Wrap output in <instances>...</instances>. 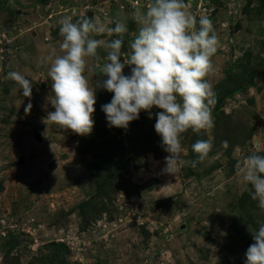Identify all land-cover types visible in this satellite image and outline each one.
I'll return each mask as SVG.
<instances>
[{"label": "rangeland", "instance_id": "1", "mask_svg": "<svg viewBox=\"0 0 264 264\" xmlns=\"http://www.w3.org/2000/svg\"><path fill=\"white\" fill-rule=\"evenodd\" d=\"M148 3L0 0V264H245L254 243L250 229L264 222L237 174L248 155H264V0H185L197 20H211L220 42L208 78L215 93L213 127L183 134L186 161H198L192 151L197 140L212 144L195 167L163 173L169 154L154 128L158 108L151 119L142 111L125 131L110 128L94 105L89 136L45 122L55 110L47 58L52 47L62 54L59 21L95 17L114 27L121 19L127 53L138 34L132 13ZM93 38L117 37L105 32ZM98 53L101 59H90L87 73L94 85L107 78L106 51ZM11 71L32 81L31 98L7 79ZM219 87L234 94L217 113ZM108 93L97 89L96 98ZM21 157L26 161L18 166Z\"/></svg>", "mask_w": 264, "mask_h": 264}, {"label": "clouds", "instance_id": "2", "mask_svg": "<svg viewBox=\"0 0 264 264\" xmlns=\"http://www.w3.org/2000/svg\"><path fill=\"white\" fill-rule=\"evenodd\" d=\"M187 7L185 0H149L146 8H135L132 16L138 34L129 42L127 53L122 51L123 34L128 31L125 21L116 19L114 27H106L95 17L75 22L72 16L62 18V54H56L52 47L47 58L51 61L48 76L53 81V95L48 99L55 110L48 112L45 122L80 136L91 135L96 92L102 88L113 94L110 103L102 105L110 128L127 131L142 111L151 119L153 108L162 110L156 113L154 128L169 154L163 173L176 176L179 168L186 164L195 167L207 158L212 149L210 141L197 140L192 151L198 154V161H186L182 139L189 130L198 133L213 127L215 93L208 78L214 71L212 57L220 42L211 20L206 16L197 20ZM105 32L117 38H93ZM99 48L106 51L102 72L107 78L94 85L87 73L92 71L89 60L101 59ZM125 66H132L129 75L124 74ZM7 79L15 82L23 97L31 98L32 81L25 75L11 71ZM31 110L29 103L24 111ZM223 146L227 148L228 142ZM237 168L251 199L264 211V155L253 152ZM250 231L254 243L246 251L245 264H264V222Z\"/></svg>", "mask_w": 264, "mask_h": 264}, {"label": "trees", "instance_id": "3", "mask_svg": "<svg viewBox=\"0 0 264 264\" xmlns=\"http://www.w3.org/2000/svg\"><path fill=\"white\" fill-rule=\"evenodd\" d=\"M230 92H232V90L231 89H225L224 87H219V88H217V102H216V104H215V111L218 113V111H219V107H218V105H219V103H222L223 104V102H224V99H226L227 97H229V96H231V95H233L234 94V92H232V93H230ZM112 96H113V94L112 93H108V96H107V98L106 97H104V95H103V99L102 98H100L101 97V94H99V95H97V98H96V115H98L99 114V111L102 109V105H105V104H107V102L109 103L110 101H111V99H112ZM217 115V114H216ZM222 116L223 115H218V117L217 118H222ZM224 117V116H223ZM100 193H102V191H100ZM11 237V240L8 242V246H11L10 244H12V242H13V239L15 238L14 236H10ZM18 244H17V242L13 245V247H16ZM4 246H7V243H5L4 244ZM9 252L10 251H7L6 253H5V255L8 257V255H9ZM61 254V253H60ZM60 254H56V255H54V256H56L57 258H62V256L60 255Z\"/></svg>", "mask_w": 264, "mask_h": 264}, {"label": "water", "instance_id": "4", "mask_svg": "<svg viewBox=\"0 0 264 264\" xmlns=\"http://www.w3.org/2000/svg\"><path fill=\"white\" fill-rule=\"evenodd\" d=\"M25 161H26V159H25V157H21L20 159H19V162H18V166H22L24 163H25Z\"/></svg>", "mask_w": 264, "mask_h": 264}, {"label": "built area", "instance_id": "5", "mask_svg": "<svg viewBox=\"0 0 264 264\" xmlns=\"http://www.w3.org/2000/svg\"><path fill=\"white\" fill-rule=\"evenodd\" d=\"M135 1V0H134ZM136 6L138 5V2H135Z\"/></svg>", "mask_w": 264, "mask_h": 264}]
</instances>
